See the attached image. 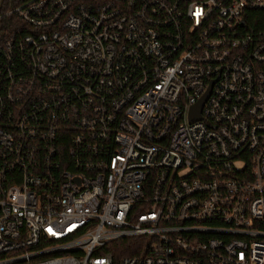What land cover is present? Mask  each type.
<instances>
[{
    "label": "built area",
    "instance_id": "2783aa9c",
    "mask_svg": "<svg viewBox=\"0 0 264 264\" xmlns=\"http://www.w3.org/2000/svg\"><path fill=\"white\" fill-rule=\"evenodd\" d=\"M8 16L26 29L0 37V264H264V0Z\"/></svg>",
    "mask_w": 264,
    "mask_h": 264
},
{
    "label": "trees",
    "instance_id": "16d2710c",
    "mask_svg": "<svg viewBox=\"0 0 264 264\" xmlns=\"http://www.w3.org/2000/svg\"><path fill=\"white\" fill-rule=\"evenodd\" d=\"M15 0H0V12L6 11L8 8L12 6ZM20 27L26 29L24 24L20 22L18 19L14 18V16H8L4 19L0 20V37H7L11 34V30L14 27ZM143 239L137 237H129L123 238L115 241L110 246H108V250L112 251L114 256L119 259L123 256H132L135 254H139L142 248Z\"/></svg>",
    "mask_w": 264,
    "mask_h": 264
},
{
    "label": "water",
    "instance_id": "95a60500",
    "mask_svg": "<svg viewBox=\"0 0 264 264\" xmlns=\"http://www.w3.org/2000/svg\"><path fill=\"white\" fill-rule=\"evenodd\" d=\"M202 103L203 100H201L198 104H196L192 110H191V114H190V118L193 120L195 118H200V110L202 107Z\"/></svg>",
    "mask_w": 264,
    "mask_h": 264
}]
</instances>
